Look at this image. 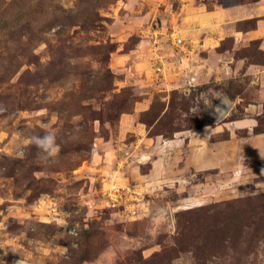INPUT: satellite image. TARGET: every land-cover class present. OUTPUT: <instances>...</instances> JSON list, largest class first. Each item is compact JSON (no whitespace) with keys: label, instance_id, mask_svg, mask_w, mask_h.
Here are the masks:
<instances>
[{"label":"rangeland","instance_id":"1","mask_svg":"<svg viewBox=\"0 0 264 264\" xmlns=\"http://www.w3.org/2000/svg\"><path fill=\"white\" fill-rule=\"evenodd\" d=\"M246 1L0 0V264H264V49L203 45L210 8ZM248 104L253 133L197 171V128ZM45 131L55 164L27 142Z\"/></svg>","mask_w":264,"mask_h":264},{"label":"crops","instance_id":"2","mask_svg":"<svg viewBox=\"0 0 264 264\" xmlns=\"http://www.w3.org/2000/svg\"><path fill=\"white\" fill-rule=\"evenodd\" d=\"M208 18L212 20V25L207 35V41L203 45H209L211 51L217 52L219 45L227 37L232 36L236 44H250L253 42H260L261 48L264 49V0H247L246 2H237L235 4L220 5L214 4L213 7L207 12ZM254 21V26L249 29H239L237 24L242 22ZM222 59H225V63L218 66L215 70L214 77L216 81L221 83L226 76L223 73L228 72V65H230V56L222 54ZM245 63V60L240 61ZM223 73H221V72ZM247 74L254 75L255 77L264 76V64H249L246 69ZM212 76H210V79ZM198 80V77H197ZM215 81V80H211ZM254 82V81H253ZM218 101L215 104V111L222 110L224 112V118L233 111V108L241 101H232L231 99L221 95L218 97ZM221 99L225 101L222 104ZM259 105L248 104L245 106L246 118L237 119L231 124L223 123L217 124L215 127L205 126L203 129H197V171H203L214 167L223 168L224 165L229 163L228 147L234 143L232 139L225 141H213V136L217 135L225 130L230 131L231 134H235L238 129H248L250 133H253L256 126L252 116L256 113V107ZM257 109V115H258ZM221 118V120H223ZM255 149H264V135L256 138Z\"/></svg>","mask_w":264,"mask_h":264},{"label":"clouds","instance_id":"3","mask_svg":"<svg viewBox=\"0 0 264 264\" xmlns=\"http://www.w3.org/2000/svg\"><path fill=\"white\" fill-rule=\"evenodd\" d=\"M222 104L225 103L221 99ZM3 107L0 106V111H3ZM47 127V125H45ZM28 144L35 146L38 150L40 159L55 164L57 157L61 152V144L58 143V137L54 132L45 131L43 135L33 134L28 138Z\"/></svg>","mask_w":264,"mask_h":264},{"label":"built area","instance_id":"4","mask_svg":"<svg viewBox=\"0 0 264 264\" xmlns=\"http://www.w3.org/2000/svg\"><path fill=\"white\" fill-rule=\"evenodd\" d=\"M172 39H173V44L176 47L185 48V39L183 37H181L178 34H174Z\"/></svg>","mask_w":264,"mask_h":264},{"label":"trees","instance_id":"5","mask_svg":"<svg viewBox=\"0 0 264 264\" xmlns=\"http://www.w3.org/2000/svg\"><path fill=\"white\" fill-rule=\"evenodd\" d=\"M203 125H204V127L205 126H208V124H203ZM255 133L256 134L264 133V128L262 127V124L261 125H258L257 128H255Z\"/></svg>","mask_w":264,"mask_h":264}]
</instances>
